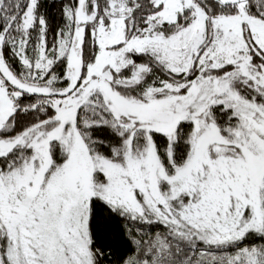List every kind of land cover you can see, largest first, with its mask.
I'll return each mask as SVG.
<instances>
[{"label": "snow or ice", "instance_id": "snow-or-ice-1", "mask_svg": "<svg viewBox=\"0 0 264 264\" xmlns=\"http://www.w3.org/2000/svg\"><path fill=\"white\" fill-rule=\"evenodd\" d=\"M0 264H264V0H0Z\"/></svg>", "mask_w": 264, "mask_h": 264}]
</instances>
